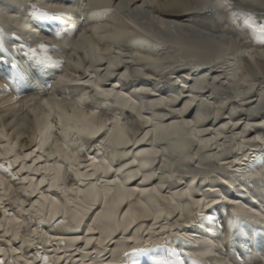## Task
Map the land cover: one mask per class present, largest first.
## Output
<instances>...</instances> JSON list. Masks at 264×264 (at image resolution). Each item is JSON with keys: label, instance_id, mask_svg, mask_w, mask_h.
Here are the masks:
<instances>
[{"label": "bare ground", "instance_id": "1", "mask_svg": "<svg viewBox=\"0 0 264 264\" xmlns=\"http://www.w3.org/2000/svg\"><path fill=\"white\" fill-rule=\"evenodd\" d=\"M87 2L88 8L85 12L94 9L99 11L105 7L114 8L115 11L107 18L99 17L95 22L86 25H73L69 21L68 27H76L77 30L68 35L55 37L43 31L33 19L25 14L29 11L27 6L34 4L37 8L52 12L63 8L75 13L79 11L83 0H61L60 3H54L51 0H0V31L13 32L12 28H19V31L24 34L20 38L21 43L25 45V50L27 47H38L43 42L53 46L50 47L48 54L53 57V60L61 62L49 65L47 70H39L30 69L27 62L22 60V69L26 73L31 72L32 82L30 84L27 82L20 84L11 78L5 83L4 78L8 76L9 69L6 65L1 67L0 77L2 74L3 78H0V131L8 136L9 140L0 139V145L13 143L18 144L24 152L31 151L37 146L32 140L37 121L43 123L44 118L51 111L52 122L59 125V115L56 110L54 107L50 110L43 101L47 100L50 105H54L57 100L67 103L83 95L91 96L94 92L90 84L62 82L60 77L65 76L73 81L91 80L100 83L102 87L111 86L118 92L123 91L131 97V101L135 102V104L129 102L127 107L116 102L115 111L111 113V115L118 116L130 130V139H139L145 132H149L148 139L142 143L122 146L105 144L103 148L100 146L104 144L101 137L105 139L107 137L105 133H100L95 138L99 142L93 143L92 148L89 149L88 143L92 138L78 137L64 128L63 131L73 148L83 149L81 163H89L84 158L85 155H94L98 161L111 160L110 164L119 176L116 177L113 173L107 176L98 174L101 178H120L128 187L156 188L163 194L183 192L187 189L193 192L194 199H199L201 195L211 196V190L215 187L221 196H228L237 202L236 205L225 203L219 205L221 211L219 213L224 212L222 214L224 218L233 212H239L242 218H246L244 205L248 208H255L257 211L264 207V149L261 148L259 141L252 139L254 136L264 139V48H261L260 43L254 42L253 47L256 49L252 50L248 44L250 36L244 33L245 38L248 37L246 50L250 48V55H244L245 48L237 49V46L245 47L243 43L241 45L237 42L231 45L229 43L230 46L227 47L222 42L220 44H223V48L228 52L231 50L232 54L230 53V58L215 59L214 56L221 52L220 44H217L219 52H214L209 50V45L206 47L207 45L198 42L188 43L174 38L172 34L177 33L178 30L186 27L191 29V24L184 23L190 22L196 10L202 6H210L212 0H171L164 3L163 9L156 10V15L151 13V9H149L151 12L147 10V6L154 3L153 0H87ZM248 4L253 8L258 5L251 2ZM117 9L121 10L119 14L116 13ZM132 20L141 21L146 27L141 25V28ZM55 23L59 25L61 22L56 21ZM25 25L27 27H24ZM158 25L171 30L168 35L173 37L171 44L174 46L169 44L170 40L169 43L167 41L170 37L167 38V43H162V39H157L159 36L156 37L154 33L148 31V26L157 27ZM82 33L84 36L81 35ZM249 43L252 42L249 41ZM93 45L102 51H110L106 52L103 60H94L96 54ZM57 48L59 51L56 50ZM181 56L187 60L184 61L185 63L178 65L177 62V64L169 62V59H179ZM114 57H119L122 62L116 63L112 69L115 75L106 76L105 73L108 72L109 64L113 63ZM90 69L91 75L89 76ZM81 71L84 73L82 77ZM125 72L128 73L127 76L123 75ZM77 73L80 74H78L79 77L74 78L73 76ZM153 75L164 77L175 75V77H170L164 83L163 81L156 83L153 81L155 78V76L152 77ZM236 75L239 79L233 78ZM246 76L251 78L249 83H241L240 81ZM253 83L255 84L254 89L250 87ZM81 88H83L82 92L79 91ZM216 90L227 96H221L217 103H211L209 94ZM87 107L86 102L85 108ZM24 109L26 112L21 113ZM141 116L148 117L152 123L148 124L141 120ZM105 131L107 132V129ZM51 138L53 142L57 139L63 141L64 137L61 136L59 126L51 133ZM76 139L80 140L79 145L76 144ZM209 141L211 143H208ZM41 146L43 152L51 151L47 140ZM108 148L113 152H110ZM151 149L157 150L160 155L147 158L145 156L144 162L135 158L140 156L138 153ZM2 150L0 148V151ZM125 153H132V155H125ZM111 155L118 157L115 160L107 157ZM245 156L247 164L241 161ZM132 160H136L137 163L132 164ZM237 161L240 162L237 163ZM47 162L51 161H40L38 165ZM145 162H148L150 166L141 167ZM229 164L231 167L228 166ZM132 165L137 166L133 169ZM120 167L124 168L123 172L119 171ZM137 170L140 175L133 176L132 174ZM81 171L84 169L82 168ZM34 175H36L37 182L43 176V174L35 173ZM168 175H175L177 179L174 181L162 179ZM144 176L153 178L142 184L140 181ZM66 177L68 186L71 187L76 181L68 174ZM225 179L228 180L227 185L221 183ZM192 180L196 183H192ZM8 184L11 191L0 189V193L3 194L2 208L12 213L13 216H18L16 202L25 200L27 209L37 197L26 198L23 195L22 184L14 183L10 179ZM46 187L48 185L41 186V191ZM80 187H86V185H80ZM140 199L149 203L150 206L151 201L155 199L160 210L166 215L157 222L158 227L153 233L147 231L152 227V217L137 218L136 223L125 233L122 230L123 226L131 217L125 218L123 212L129 204L138 202ZM174 199L177 206L183 207L191 204L186 197L176 196ZM100 207L101 205L92 207L84 216L83 224H90V218H95L93 213ZM197 211L194 205L186 208L185 215L181 218L174 210V206L159 201L154 193H150L142 198L137 196L135 201H126L118 209L116 223L119 224L120 230H113L111 233L104 224L97 225L96 227L101 230L95 233H87L86 229L80 233H68L63 227L50 231L47 224H29L24 215H19L18 218L22 221L21 236L34 230L37 234L43 231L68 239L69 243L66 247L53 241L52 245H42L45 247L37 249L39 252L42 250L40 254L47 255L54 264H108L109 261H114V264H126L127 257L123 255V252L130 251L133 247L150 249V252L139 258L144 264H153L151 257L159 250L153 249L152 246L160 244L165 235H171V232L160 233L159 227L187 232L190 242L183 246V252L198 259L210 261L211 264H219L221 260L228 261L229 264H243L245 261H250V264H264V229H261L258 224L248 223L243 226V231L253 237L250 247L240 243L239 236L236 244L233 245L227 229L222 233L218 232L216 240H214L213 231H208L210 226L206 223L199 230H190L199 222ZM189 212L192 215H189ZM2 215L0 212V217ZM3 218L5 228H7V220L10 217ZM62 218L64 217H57V219ZM68 219L72 221L71 216ZM73 226H75L74 222ZM75 235H79L81 239L73 243ZM129 236H135L136 240H129ZM105 238L108 239V244L104 248L106 259H101L98 255L100 252L98 242ZM88 239H92L94 243L88 245ZM18 243L22 241H13L11 247H17ZM0 247L7 248L8 245L0 241ZM50 248L54 250H49ZM34 250L25 253L21 249L20 254L32 258L33 264H43L42 260H36L33 255ZM226 252L227 255H225ZM205 253L207 255H204ZM61 256L64 257L63 261L59 259ZM5 257L10 259L7 252ZM188 264H191V261H188Z\"/></svg>", "mask_w": 264, "mask_h": 264}, {"label": "snow or ice", "instance_id": "2", "mask_svg": "<svg viewBox=\"0 0 264 264\" xmlns=\"http://www.w3.org/2000/svg\"><path fill=\"white\" fill-rule=\"evenodd\" d=\"M51 2L60 3L61 0H51ZM245 2H251L252 4H258L260 7H264V0H245ZM27 7L29 11H26L25 14L30 19H33L43 31L55 37L68 35L70 32L77 30L76 27H68L69 21L73 25H86L95 22L99 17L107 18L108 15L115 11L114 8L105 7L99 11L94 9L90 12H85V9L88 8L87 0H83V3L80 4L79 11L75 13L63 8L60 11L52 12L37 8L34 4L28 5ZM236 8V0H212L211 5L208 7V12L222 24H227L238 31H249L250 38L253 42L258 41L261 47H264V20H258L251 11H237L235 10ZM217 13L226 14L227 20H223ZM241 17L243 18L242 25L238 24V20ZM49 21L52 23H47ZM56 21H60L61 23L57 25L55 23ZM81 35L84 36V33ZM240 39L237 36L234 43L239 42ZM50 47L53 46L41 42L38 47H27V50H25V45L21 43V38L15 32L0 31V67L6 65L9 69L8 76L4 78L5 83L9 78L16 80L20 84L25 82L30 84L32 82L31 72L26 73L21 67L22 60L27 62L30 69L39 70H47L49 65L61 63L53 60V57L48 54ZM93 48L96 54L94 60H103L106 52L110 51H102L95 45H93ZM56 50L59 51L58 48ZM244 55H250L249 51L244 50ZM118 62L122 61L119 60V57H114L113 63L109 64L108 72L105 73L106 76L115 75L112 69ZM88 75H91V69ZM123 75L127 76L128 73L125 72ZM233 78L239 79V76L236 75ZM250 79V77L246 76L240 82L248 84ZM60 80L62 82H74L81 85L90 84L94 92L91 96L83 95L67 103L57 100L54 105H50L47 100L43 101L50 110L54 107L59 115V125L52 122L51 111L44 118L43 123L37 121L35 133L32 137L33 142L37 146L33 147L31 151L24 152L23 149L19 148L18 144L13 143L0 145V148L3 149L0 151V173H3L0 175V189L11 191L8 184V180L10 179L14 183L23 185L22 191L26 198L37 197L27 209L25 208V200L17 201L18 216H26L29 224H47L50 231L63 227L68 233H80L86 229L87 233L91 234L101 230L96 227L97 225L104 224L105 228L111 233L113 230H120L119 224L116 223V217L118 209L126 201H135L137 196L142 198L150 193H154V196L158 197L159 201L174 206V210L181 218L184 217L186 208H191L194 205L198 209L196 215L199 216V222L190 230H199L206 222H211L214 227H209L208 231L218 230L222 232L227 229L233 245L236 244L237 237L239 236L241 238L240 243L250 247L253 237L243 231V226L251 223L258 224L261 229H264V207H261L257 211L255 208H248L247 205H244L246 218H242L239 212H233L227 218H224L218 215L220 212L219 205L221 203L236 205L237 202L231 200L228 196H221L215 190V187L211 190V198L201 195L199 199H194L193 192L187 189L183 192L163 194L156 188L128 187L120 178H101L98 174L107 176L109 173H113L114 176H119V173L112 168L107 159L98 161L94 155H85L84 158L89 163H81L83 149L73 148L63 131L64 128H67L68 132L76 134L78 137L87 136L92 138L88 143L89 149L92 148L93 143L99 142L94 138L100 133H105L107 137V139L101 137L104 140V144L100 146L103 148L105 144L122 146L142 143L148 139L149 132H145L139 139H130V130L127 126L122 123L118 116L111 115L115 111L114 104L116 102H120L124 107H127L129 102L135 104L134 101H131V97L127 93L123 91L118 92L111 86L102 87L100 83L92 82L91 80L73 81L67 79L65 76H61ZM250 87L254 89L255 84H250ZM79 91L82 92L83 88L79 89ZM147 91H150V89H147ZM86 102L88 103L87 108H85ZM140 119L146 121L148 124L152 123L148 117L141 116ZM58 126L61 129V136L64 139L63 141L57 139L53 142L51 133ZM106 129L107 132L105 131ZM0 139L7 141L9 137L0 131ZM252 139L259 141L261 148L264 149V139L260 136H254ZM45 140H47L48 146L51 149L47 153L43 152L41 146ZM201 143L203 144L204 142L202 141ZM208 143H211V141ZM76 144H80L79 139H76ZM125 155L130 156L132 153H125ZM138 155L152 157L159 156L160 153L155 149H151L146 152L142 151ZM112 159H116L115 155L112 156ZM243 159H247V157L245 156ZM45 160L51 162L40 163L38 165V162ZM239 162L237 161V163ZM131 163L136 164L137 161L132 160ZM149 166L148 162L141 165L144 168ZM228 166L231 167V164ZM82 168L84 171H81ZM119 171L123 172L124 168L120 167ZM34 173L43 174L38 182ZM66 174L76 181L72 183L71 187L68 186ZM132 175L139 176L140 172L137 170ZM155 175H159V173H155ZM242 175L241 173L240 176L242 177ZM94 178L95 182H93ZM152 178V176H144L140 183H147ZM162 179L174 181L177 177L175 175H168L162 177ZM191 182L196 183L195 180ZM221 183L227 185L228 180L225 179ZM45 185H48V187L41 191V186ZM80 185H86V187H80ZM176 196L186 197L191 204L183 207L177 206L176 200L174 199ZM2 204L3 194L0 193V212L3 214L0 217V241L8 245L7 248L0 247V264H33L32 258L20 254L21 249L27 253L29 250H33L34 246L38 249L42 245H51L53 241L65 247L68 245V239L61 235H50L49 232L41 231L37 234L34 230H30L27 235L21 236V219L18 216H13L6 209H3ZM96 205H101V207L93 213L95 218H90V224H83L84 216ZM188 214L192 215L191 212ZM165 215L166 213L160 210L158 202L155 199L151 201V206L149 203H145L143 199H140L138 202L129 204L123 212L125 218L131 217V219L124 224L122 230L127 233L129 228L136 223L137 218L152 217V227L148 228L147 231L153 233L158 227L157 222ZM61 216L64 218L57 219V217ZM69 216L72 217V221L68 219ZM3 217H10L7 220V228H5V220ZM73 222L75 226H73ZM82 224L83 229L81 228ZM159 232H171V235H165L160 244H154L152 246L153 249L159 250L151 257L153 264H188V261H191V264H211L210 261L198 259L191 254H185L183 252V246L190 242L187 232L173 231L169 227H159ZM80 239L81 237L79 235H75L73 236L72 242L75 243ZM128 239L134 241L136 237L129 236ZM13 241H22V243H18L17 247H11ZM37 241L39 242L38 244ZM93 243L94 241L92 239L87 240L88 245H92ZM98 243L100 245L98 255L101 259H106L104 248L108 244V239H101ZM49 250L54 249L50 248ZM150 251V249L144 247H133L130 251L123 252V255L127 257L126 264H144L139 257ZM6 252L10 259L5 257ZM33 255L37 261L42 260L43 264H54L53 260L47 255H41L38 250H34ZM186 255L187 259H185ZM204 255H207V253ZM225 255H227V252ZM59 259L63 261L64 257L61 256ZM108 264H114V261H109ZM219 264H229V262L221 260ZM243 264H250V261H245Z\"/></svg>", "mask_w": 264, "mask_h": 264}, {"label": "rangeland", "instance_id": "3", "mask_svg": "<svg viewBox=\"0 0 264 264\" xmlns=\"http://www.w3.org/2000/svg\"><path fill=\"white\" fill-rule=\"evenodd\" d=\"M154 1V3L152 4H150V5H148L147 6V10H149V9H151V11L149 10L148 12H151V13H153L154 15H156L157 13H155L156 12V10L158 11V9H163L162 8V6L164 5V3L166 2V3H168V2H170L171 0H159V2H158V0H153ZM162 1V2H161ZM243 1V2H242ZM155 3H157L156 5H155ZM159 3V4H158ZM236 3H237V8L236 9H238L237 11H240V10H244V11H251V9H252V13H254L255 14V16H256V18L258 19V20H264V7H260L259 5H256V6H254L255 8H253L252 7V5H249L248 4V2H245V0H236ZM193 5V4H192ZM151 6V7H150ZM161 6V7H160ZM194 6V5H193ZM250 6L252 7V8H250ZM209 7V6H208ZM208 7H203L202 6V8H199V10H196V14H195V16L194 17H192V19H191V21L190 22H187V23H184V24H191L192 25V28L190 29V28H188V27H186V28H183V29H181V30H178V32L177 33H175V34H172L173 36H174V38H177V39H182L183 41H185V42H190V43H196V42H198V43H201V44H203V45H207L206 47H208V45L210 46V48H209V50H213L214 52H219V49H218V45L217 44H220V43H222L223 42V44H226V46L227 47H229L231 44H233L234 43V40H235V38L238 36V37H240L241 39L240 40H242V41H240L239 40V42H237V44H239V45H241L242 43H243V45H245V47H243L242 45L241 46H237V49H241V48H245V50L248 48V45H247V41L249 40L250 42H252V43H249V41H248V44H249V46L251 47V49L252 50H255L256 49V47L254 48L253 47V40L252 39H248V40H246L248 37H246L245 38V34H246V36H250V32L249 31H237V29H234V28H232L231 26H229V25H227V24H222L220 21H218L217 19H215L214 18V16L213 15H211V14H209V12H208ZM204 8H206V9H204ZM249 8H250V10H249ZM257 9H258V11H257ZM253 10H254V12H253ZM257 12H256V11ZM118 11V12H117ZM117 11H116V13L117 14H119L120 13V9H117ZM133 13H131V15H132ZM217 15H220L221 17H222V19L223 20H227V16H226V14H223V13H217ZM198 17V18H197ZM4 19H6V17L4 18ZM217 20V21H216ZM137 21V22H136ZM132 20V22H134V24L136 23L138 26L140 25V27L142 28V23H141V21H138V20ZM242 21V22H241ZM238 24H243V18L241 17V18H239V20H238ZM142 25V26H141ZM145 27H146V25H144ZM143 26V27H144ZM24 27H27L26 25L24 26ZM148 28V31H150V32H152V33H154V35L156 36V37H158L157 39H162L161 41H162V43L164 42V43H167V41H168V43H169V40H170V43L169 44H171L172 42H173V37H170L168 34H170L171 33V30H168V28L166 29V27H160V25H158L157 27H154V26H148L147 27ZM12 31L13 32H15L16 34H17V36H19V37H23L24 36V34H22V32L21 31H19V28H12ZM197 31V32H196ZM11 32V31H10ZM23 32H27V31H23ZM186 32V33H185ZM245 33V34H244ZM248 33H249V35H248ZM235 34V35H234ZM244 36H243V35ZM170 37V38H169ZM244 37V38H243ZM167 38H169L168 40H167ZM222 39V40H221ZM243 39H245V41H243ZM167 40V41H166ZM230 40H232V41H230ZM166 41V42H165ZM172 41V42H171ZM219 42V43H218ZM229 43H230V45H229ZM222 44V45H223ZM235 44V43H234ZM172 45V44H171ZM217 45V46H216ZM221 45V44H220ZM221 45V52L219 53V54H217L216 56H214V58L216 59V58H219V57H224V58H230V53L232 54V52H231V50L228 52V50L227 49H224L223 48V46ZM172 46H174V45H172ZM215 46V47H214ZM255 46V45H254ZM224 47H225V45H224ZM235 47H236V45H235ZM238 47H240V48H238ZM163 48H166V47H163ZM213 48H215V49H213ZM226 48V47H225ZM258 48V47H257ZM262 48V47H261ZM260 48V49H261ZM264 48V47H263ZM236 49V50H237ZM249 50H250V48H249ZM248 50V51H249ZM263 50V49H262ZM256 51H258V50H256ZM163 52H164V50H163ZM258 56H256V58H257ZM248 60V59H247ZM184 61H187L186 59H184V57H179V59H173L172 60V58L171 59H169V62L170 63H172V62H174V64L177 62V63H179L178 65H180L181 63H185ZM176 63V64H177ZM0 69H1V67H0ZM79 73H77V75L75 74H73L74 76V78H75V76H76V78L77 77H79V75L81 74V77H82V75L84 74L82 71L80 72V74L78 75ZM155 75H153L152 77H154ZM168 76V77H167ZM166 77V78H165ZM155 76V78L153 79V81H155L156 83L157 82H162L163 81V83L165 82V81H168V79L170 78V77H175V75H171V76H169V75H166V76ZM0 78H3V76H2V74H1V77ZM155 79H157V81L155 80ZM159 82V83H160ZM213 87V86H212ZM210 90V89H209ZM208 91V90H207ZM212 93V94H211ZM210 94H209V96H211V98H210V102L211 103H217V101H219V99H220V97L221 96H227L226 94H224V93H222L221 91H219V90H216V92H211ZM234 93V92H233ZM235 94V93H234ZM24 112H26V109H24L21 113H24ZM14 113H16V112H14ZM21 115V114H20ZM263 135H264V132H263ZM98 137V136H97ZM89 138V137H88ZM91 139V138H90ZM95 139V138H94ZM109 150H110V152H113L110 148H108ZM103 155H105V154H103ZM246 155H248V154H246ZM112 156L113 155H111V156H107V157H110L111 159H112ZM244 156V155H243ZM115 157L117 158L118 156L117 155H115ZM144 157L145 156H136L135 158L136 159H140V160H142L143 162H144ZM148 156H146V158H147ZM242 161V163H244V162H246V164L248 163V161L246 160V159H243V160H241ZM111 162V160L109 161V163ZM137 165H132L131 166V168H135ZM129 177L131 178V176L129 175ZM217 192H219V191H217ZM209 198H211V196H209ZM222 210V209H221ZM221 212V211H220ZM222 214H224V212L223 213H218V215H220V216H224V215H222ZM206 224L208 225V226H210V227H214L212 224H211V222H206ZM218 232H221V231H218V230H213V237H215V239L214 240H216V236L217 235H219L218 234ZM222 233V232H221ZM50 234V233H49ZM52 245V244H51ZM43 247H45V246H40L39 247V249H42ZM34 249L35 250H37L36 249V247L34 246ZM41 252L40 253H42V250H40ZM149 258V257H148ZM148 258H146V260L148 259Z\"/></svg>", "mask_w": 264, "mask_h": 264}]
</instances>
